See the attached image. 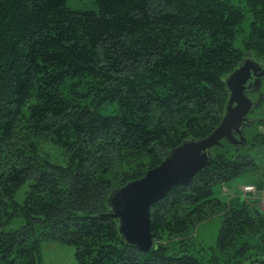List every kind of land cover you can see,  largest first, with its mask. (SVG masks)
<instances>
[{
	"label": "trees",
	"instance_id": "trees-1",
	"mask_svg": "<svg viewBox=\"0 0 264 264\" xmlns=\"http://www.w3.org/2000/svg\"><path fill=\"white\" fill-rule=\"evenodd\" d=\"M70 1L0 0V264H42L45 239L76 246L80 264H264L263 211L214 194L257 167L261 131L246 145L223 140L208 168L152 204L151 250L100 215L114 188L218 126L227 75L246 53L264 56V0H244V48L246 15L230 0ZM218 215L216 244H196Z\"/></svg>",
	"mask_w": 264,
	"mask_h": 264
},
{
	"label": "water",
	"instance_id": "water-1",
	"mask_svg": "<svg viewBox=\"0 0 264 264\" xmlns=\"http://www.w3.org/2000/svg\"><path fill=\"white\" fill-rule=\"evenodd\" d=\"M264 59V57H263ZM264 78V65L253 54L246 53L237 68L226 77L229 90L224 116L218 126L202 138H188L172 148L155 167L126 184L114 188L107 199L108 211L100 214L118 220L124 239L149 251L154 245L151 232V206L179 184L189 183L208 168L213 159L212 148L223 144L246 145V128L258 118L249 114L264 102V96L253 100L249 83Z\"/></svg>",
	"mask_w": 264,
	"mask_h": 264
},
{
	"label": "rangeland",
	"instance_id": "rangeland-1",
	"mask_svg": "<svg viewBox=\"0 0 264 264\" xmlns=\"http://www.w3.org/2000/svg\"><path fill=\"white\" fill-rule=\"evenodd\" d=\"M231 3L234 5L238 6L245 12V19L241 25V29L238 33L237 39H236V46L240 48H244V42L243 38L245 35L249 32L250 30V25L251 21L253 20V14L249 10V8L246 5V2L244 0H230ZM76 3V0L70 1L71 5H74ZM83 5V6H91V1L90 0H79L78 5ZM264 90V88H263ZM258 94H252L250 97L256 99ZM105 111H108L105 109ZM252 116H259V117H264V102L258 106L253 112ZM257 122V121H256ZM256 124V123H255ZM253 124L252 126H249L246 128V133L249 136L250 139L257 134L258 132H264V125H259V124ZM51 153L54 157V159L60 163H65L67 161V157L60 151L59 148H53L51 149ZM256 154V153H255ZM254 154V155H255ZM257 158L256 160L264 164V153H259L256 154ZM251 172H245L242 175H240L237 179H239L241 182L243 181H249L252 177ZM31 181H27L19 190L17 193V199L19 201H24L27 190L30 187ZM228 182L224 183H218L214 186V194L216 196H225L224 199L228 201H232L233 194L239 192L240 190H243V187L239 189V187L236 189V187L233 190H226L228 187ZM255 185V184H252ZM256 186V185H255ZM252 193L253 196L255 197H260L262 202H261V208L263 211L264 215V186L259 187L256 186V190L253 192H246V194ZM260 193L261 195H256ZM241 194V192H240ZM239 205H242L241 203ZM253 207V206H252ZM222 216L218 215L214 217L213 219L201 223L198 228L194 232V241L196 244H203L208 247H212L216 244L218 233L220 230V227L222 225ZM24 218L21 216L15 217L10 223L6 225L7 230L11 229H16L21 227L24 224ZM77 248L74 245L66 244V243H61L56 240H51V239H45L42 241V246H41V263L42 264H80L77 258L76 254ZM236 264H260V261H253L252 259H247L243 262H237Z\"/></svg>",
	"mask_w": 264,
	"mask_h": 264
},
{
	"label": "crops",
	"instance_id": "crops-1",
	"mask_svg": "<svg viewBox=\"0 0 264 264\" xmlns=\"http://www.w3.org/2000/svg\"><path fill=\"white\" fill-rule=\"evenodd\" d=\"M253 153L255 154H259V153H264V144L258 145L257 147L254 148ZM255 154V157L257 158ZM258 165L256 168H254L251 171H248L252 173V178L249 181H243L241 182L239 179H234L232 181H229L228 183V187L226 188V190L230 189L233 190L235 187L236 189L239 187V189H241V187H243L244 185L247 184H255L256 186L262 187L264 186V164H261L257 161ZM243 185V186H242ZM241 192V194H240ZM256 195H261L260 193L256 194ZM225 196H223L224 198ZM232 201L235 202L236 205H239L240 203L243 204L244 202H247L250 206H257L258 208H260L262 210V206H261V198L260 197H255L253 196L252 193H248L246 194V192L244 190H240L239 192L236 191L235 194H233ZM264 210V209H263Z\"/></svg>",
	"mask_w": 264,
	"mask_h": 264
},
{
	"label": "flooded vegetation",
	"instance_id": "flooded-vegetation-1",
	"mask_svg": "<svg viewBox=\"0 0 264 264\" xmlns=\"http://www.w3.org/2000/svg\"><path fill=\"white\" fill-rule=\"evenodd\" d=\"M264 57V56H263ZM256 58V57H255ZM258 61L263 62L264 65V59L263 58H256ZM264 78L262 80H260L259 82H255V80L251 81L249 83V96H251L252 94H258L256 99L252 98L253 100H258L260 97L264 96ZM255 110V109H254ZM253 110V111H254ZM252 111V112H253ZM252 112L249 114V116L253 119L258 118V116H252Z\"/></svg>",
	"mask_w": 264,
	"mask_h": 264
},
{
	"label": "built area",
	"instance_id": "built-area-1",
	"mask_svg": "<svg viewBox=\"0 0 264 264\" xmlns=\"http://www.w3.org/2000/svg\"><path fill=\"white\" fill-rule=\"evenodd\" d=\"M243 190L245 192H252V191L254 192L256 190V186L252 184H247V185H244Z\"/></svg>",
	"mask_w": 264,
	"mask_h": 264
}]
</instances>
